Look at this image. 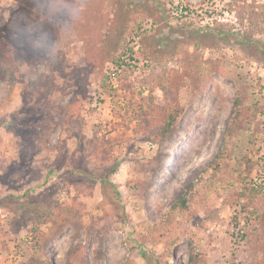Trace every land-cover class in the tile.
Instances as JSON below:
<instances>
[{"label": "rangeland", "instance_id": "obj_1", "mask_svg": "<svg viewBox=\"0 0 264 264\" xmlns=\"http://www.w3.org/2000/svg\"><path fill=\"white\" fill-rule=\"evenodd\" d=\"M190 184L203 204L164 224ZM190 248L264 264V0H0V264H187Z\"/></svg>", "mask_w": 264, "mask_h": 264}, {"label": "trees", "instance_id": "obj_2", "mask_svg": "<svg viewBox=\"0 0 264 264\" xmlns=\"http://www.w3.org/2000/svg\"><path fill=\"white\" fill-rule=\"evenodd\" d=\"M241 41L244 43L247 42V44H251V47H255L254 45L256 42L254 40H250L249 36L242 37ZM14 82L13 80L11 81ZM239 90L236 92L235 98H234V104L232 109V116L228 122V125L226 127V135L228 138L232 139L234 138L237 131L242 127L243 119L246 117V114L244 112L245 106L243 105V98L241 96ZM164 112L161 113L160 118L157 120V124L152 132V136L154 140H163L166 137L170 136L176 129L178 122L182 116V113L184 111V107L180 105L177 100L173 102V104L169 107H165L163 109ZM223 150H221L218 155H222L220 157L215 158L214 164L212 166L214 173L216 176H219L220 170L222 168V164L224 163V157L225 155ZM116 166H112L110 168V173L115 171ZM100 184H103L105 181L104 179L99 180ZM196 192L193 189V184L188 185L183 193L180 195L177 201L170 204V206L164 211V215L161 217L160 221L164 222L166 224L170 217L173 216L175 212H181V213H187L186 211L192 210L194 205H201L203 204V201L198 200L196 197ZM74 216L71 212V210H67L66 214L64 215L65 220H71V217ZM76 217L78 219L79 214L76 213ZM74 221V220H73ZM77 222L75 220L73 223ZM26 224V223H24ZM23 224V225H24ZM79 225H77L78 229ZM59 230H55V232L52 235H55L56 232ZM175 240V237L170 239L169 243H173ZM81 249V246H77L72 251L74 253H77ZM73 253V254H74ZM71 254L67 257V261L65 264H73V259L75 254ZM171 251L166 250L163 256L164 264H172L171 262ZM204 257L203 253L196 249V248H190L187 258V264H204ZM17 264H53L50 258H43L40 261L37 260H29L28 262H19Z\"/></svg>", "mask_w": 264, "mask_h": 264}, {"label": "clouds", "instance_id": "obj_3", "mask_svg": "<svg viewBox=\"0 0 264 264\" xmlns=\"http://www.w3.org/2000/svg\"><path fill=\"white\" fill-rule=\"evenodd\" d=\"M64 7H68L67 5H65ZM80 9L78 7H73L69 10V15L73 16V18H75L76 16L79 15Z\"/></svg>", "mask_w": 264, "mask_h": 264}]
</instances>
